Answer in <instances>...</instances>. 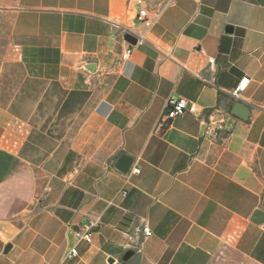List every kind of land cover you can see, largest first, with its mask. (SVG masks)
Here are the masks:
<instances>
[{
    "label": "crops",
    "instance_id": "obj_1",
    "mask_svg": "<svg viewBox=\"0 0 264 264\" xmlns=\"http://www.w3.org/2000/svg\"><path fill=\"white\" fill-rule=\"evenodd\" d=\"M142 1L11 9L24 86L41 83L51 111L24 119L0 106V264H127L142 217L153 235L140 264H264V221H252L264 202V0ZM126 30L146 42L120 65ZM244 77L248 121L232 114ZM171 98L197 112L166 123ZM202 119H223L226 132L206 137ZM124 155L139 174L116 168ZM96 216L93 244L67 259Z\"/></svg>",
    "mask_w": 264,
    "mask_h": 264
},
{
    "label": "built area",
    "instance_id": "obj_2",
    "mask_svg": "<svg viewBox=\"0 0 264 264\" xmlns=\"http://www.w3.org/2000/svg\"><path fill=\"white\" fill-rule=\"evenodd\" d=\"M143 1L139 0V4H142ZM148 17L147 8H143L137 14V21L139 23H146ZM124 33H130L137 38V44H141L146 42V37L144 34H139L131 30H126ZM134 46L128 44L122 51L119 64L125 65L131 61L133 55ZM208 65L210 70H214L216 66V60L213 57H209ZM196 78L204 84H210L209 79L204 77L202 74H195ZM249 78L244 77L237 88L233 91L232 96L237 101H242V94L246 91ZM259 110H264V106H255ZM197 112V107L195 104L189 103L184 98H171L167 103L164 113L163 120L168 123L169 121H173L178 117L184 116L186 114H195ZM202 123L205 125V136L218 140L225 132V121L223 119L220 120H205L202 119ZM140 169L138 167H133L131 169V174H139ZM123 194L126 195V192L123 191ZM101 216L89 217L87 221L83 222L82 225L75 230L74 238H75V246L71 248L69 253L67 254V259H74L78 257L79 251L78 247L81 244L91 245L94 242V233L95 231L102 225ZM153 235L149 221L147 218L142 217L137 220V224L134 227V230L129 235V243L128 249L134 251L135 253H140L142 251V247L144 241L150 238Z\"/></svg>",
    "mask_w": 264,
    "mask_h": 264
},
{
    "label": "rangeland",
    "instance_id": "obj_3",
    "mask_svg": "<svg viewBox=\"0 0 264 264\" xmlns=\"http://www.w3.org/2000/svg\"><path fill=\"white\" fill-rule=\"evenodd\" d=\"M18 1L0 0V106L2 105L12 114L27 119L31 115L43 116L47 111H51V107L46 108L45 87L41 83L27 81L26 84L31 83V85L24 86L25 69L16 61L11 35L13 22L11 9L19 5ZM149 1L155 5L169 2V0ZM6 115L11 117L8 112Z\"/></svg>",
    "mask_w": 264,
    "mask_h": 264
},
{
    "label": "water",
    "instance_id": "obj_4",
    "mask_svg": "<svg viewBox=\"0 0 264 264\" xmlns=\"http://www.w3.org/2000/svg\"><path fill=\"white\" fill-rule=\"evenodd\" d=\"M124 39L128 44L132 46L137 45V38L130 33H125ZM97 67H98V63L92 62V63L85 64L83 66V69L89 73H94L97 70ZM232 114L240 118L241 120L248 121L251 116V108L246 103L242 101H238L235 103L232 109ZM132 165H133V159L127 155H124L118 161L116 168L120 172L127 174L131 170ZM252 221L256 223L257 225H261L263 223L264 221V202L262 205V209H259L254 213ZM12 247L13 246L11 244H8L6 246L5 251H4L5 255L10 253ZM141 257L142 256L140 253H135L134 251L130 250L124 255L122 262L127 263V264H140ZM109 262L112 264L114 263V260L111 259Z\"/></svg>",
    "mask_w": 264,
    "mask_h": 264
}]
</instances>
